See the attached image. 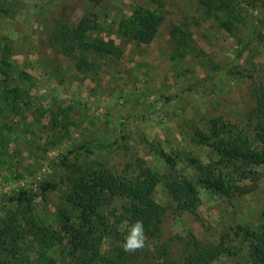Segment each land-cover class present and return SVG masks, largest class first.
Returning a JSON list of instances; mask_svg holds the SVG:
<instances>
[{
	"label": "rangeland",
	"instance_id": "1",
	"mask_svg": "<svg viewBox=\"0 0 264 264\" xmlns=\"http://www.w3.org/2000/svg\"><path fill=\"white\" fill-rule=\"evenodd\" d=\"M162 1L160 8L151 0H105L100 6L87 0H0V224L11 211L19 212L11 199L22 190L35 195L33 217L42 233L59 228L61 211L77 218L79 209L67 202L70 165L132 178L143 166L164 175L172 159L178 173L197 185L201 202L196 214L175 213L172 197L159 185L156 199L170 208L161 221L164 239H173L179 253L190 233L215 244L227 235L235 255H223L214 264H252L250 242L235 229L260 232L264 227V166L240 184L251 187L250 194L228 199L199 185L191 160L219 159L197 137L211 134L214 121L226 127L225 136L232 131L253 138L249 115L256 107L255 92L264 90V29L238 60L235 36L198 0ZM233 6L251 25L262 15L257 0H233ZM138 7L164 19L149 45L119 32ZM84 18L100 27L88 41L113 42V54L87 52L74 43L71 56L53 47L60 22L77 28ZM176 29L185 37L175 36ZM95 143L109 148L101 153L85 148ZM63 161L68 167L61 170ZM49 182L60 185L42 196L41 185ZM126 204L115 198L101 210L115 235L124 238L131 228ZM31 239L21 242L22 256L0 253V264L77 263L65 244L50 242L39 253L32 243L23 244ZM120 245L125 244L106 237L102 252L111 256Z\"/></svg>",
	"mask_w": 264,
	"mask_h": 264
},
{
	"label": "trees",
	"instance_id": "2",
	"mask_svg": "<svg viewBox=\"0 0 264 264\" xmlns=\"http://www.w3.org/2000/svg\"><path fill=\"white\" fill-rule=\"evenodd\" d=\"M87 1L100 6L105 0ZM151 1L160 8L163 6L162 0ZM257 1L261 3L262 15L251 25L233 6V0H198L208 15L218 19L221 28L235 36L238 60L242 59L255 42L258 29H264V0ZM163 20V17L138 7L131 19L121 22L119 32L129 41L149 45L155 40ZM99 29L98 23L91 18H84L77 28H72L68 22H60L52 37V45L56 50L61 48L63 54L71 56H74V43L87 52L113 54L116 49L113 42L107 43L102 39L88 41L89 33ZM179 33L183 35L180 29L173 32L175 36ZM6 51L8 52L7 48ZM2 64L9 67L6 59H3ZM255 97L256 107L249 115L254 129L253 138L232 131H228V136H225L227 129L218 121L213 122L211 134L197 133L199 142L213 147L219 158L208 164L196 159L191 160L198 171V183L205 190L228 199L243 197L252 192L251 187L240 184L251 179L254 170L264 166V90L255 92ZM85 148L101 153L109 147L95 143ZM167 162L170 163V171L164 175L143 166L132 178L106 168L92 170L84 169L78 164L70 165L71 174L68 181L71 191L67 202L79 209L80 215L73 218L66 211H61L59 228L49 233L50 235L38 229L33 217L32 204L35 195L27 190L20 191L11 199V202L18 205L19 212L11 211L8 221L0 224V253L10 251L16 256H22L24 249L21 242L32 237L33 239L23 244L32 243L39 253L40 248L50 242L56 245L65 244L69 256L76 260V264H214L223 255H235L228 247L227 235L215 244L204 242L190 233L182 239L179 253L175 252L173 239H164L161 221L170 208L157 201L158 186L163 184L172 197L175 213L196 214L201 202L197 185L178 173L172 159ZM59 167L61 170L68 167L66 161L61 162ZM59 185L60 183H43L41 195L57 190ZM115 198L127 201L124 212L130 226L137 221L142 222L146 243L142 249L132 252L126 251L123 245L114 246L113 254L109 256L102 252L106 237L114 236L119 242H126L124 234L115 235V226L101 213ZM24 225L27 227H23ZM242 234H245L250 242L252 264H264V227L260 232L251 231L244 226L237 227L235 235ZM47 236H50L49 240Z\"/></svg>",
	"mask_w": 264,
	"mask_h": 264
},
{
	"label": "clouds",
	"instance_id": "3",
	"mask_svg": "<svg viewBox=\"0 0 264 264\" xmlns=\"http://www.w3.org/2000/svg\"><path fill=\"white\" fill-rule=\"evenodd\" d=\"M125 239L126 242L124 247L126 251L142 248L144 246L145 239L142 222L137 221L134 225H132L129 230V234Z\"/></svg>",
	"mask_w": 264,
	"mask_h": 264
}]
</instances>
